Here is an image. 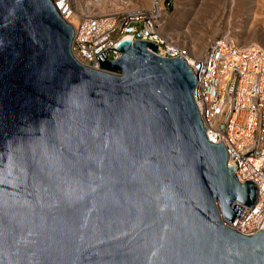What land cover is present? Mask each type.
<instances>
[{"label":"water","instance_id":"1","mask_svg":"<svg viewBox=\"0 0 264 264\" xmlns=\"http://www.w3.org/2000/svg\"><path fill=\"white\" fill-rule=\"evenodd\" d=\"M51 0H0V264H264V230L209 143L182 58L147 42L79 64Z\"/></svg>","mask_w":264,"mask_h":264},{"label":"built area","instance_id":"2","mask_svg":"<svg viewBox=\"0 0 264 264\" xmlns=\"http://www.w3.org/2000/svg\"><path fill=\"white\" fill-rule=\"evenodd\" d=\"M58 15L73 30L70 51L81 65L100 70L97 58L106 53L117 60L124 41L157 46L155 55L182 58L195 76L193 100L206 140L223 145L228 167L234 166L236 180L250 182L256 189L252 207L244 209L232 223L223 224L244 236L264 230V48L242 44L229 32L210 40L205 50L188 60L163 25L174 9L173 0H151L147 8L128 0H51ZM106 5L105 15L91 14L94 6ZM78 17L76 25L70 24Z\"/></svg>","mask_w":264,"mask_h":264},{"label":"rangeland","instance_id":"3","mask_svg":"<svg viewBox=\"0 0 264 264\" xmlns=\"http://www.w3.org/2000/svg\"><path fill=\"white\" fill-rule=\"evenodd\" d=\"M147 8L151 0H128ZM174 9L163 25L178 47L188 54L193 44L229 32L242 44L264 48V0H173Z\"/></svg>","mask_w":264,"mask_h":264},{"label":"bare ground","instance_id":"4","mask_svg":"<svg viewBox=\"0 0 264 264\" xmlns=\"http://www.w3.org/2000/svg\"><path fill=\"white\" fill-rule=\"evenodd\" d=\"M144 8V7H143ZM89 12L91 14L96 15H105L108 12H110L109 8L104 4L102 6H94L91 9H89ZM78 22V17H73V19L70 20V24L76 25ZM68 24V23H67ZM69 25V24H68ZM206 48L205 41L197 42L193 44L191 51L187 54V59L191 60V58L198 57ZM191 57V58H190Z\"/></svg>","mask_w":264,"mask_h":264}]
</instances>
